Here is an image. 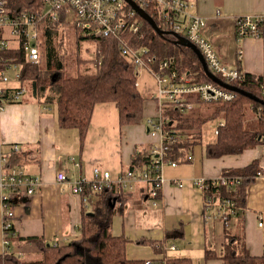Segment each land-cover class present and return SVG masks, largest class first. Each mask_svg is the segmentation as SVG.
Instances as JSON below:
<instances>
[{
	"label": "crops",
	"instance_id": "0c3cea01",
	"mask_svg": "<svg viewBox=\"0 0 264 264\" xmlns=\"http://www.w3.org/2000/svg\"><path fill=\"white\" fill-rule=\"evenodd\" d=\"M190 2L193 12L206 19L204 33L225 65L239 67L243 73L264 75V22L262 36L242 39L237 37L235 24V18L240 16L264 18V0ZM11 71L14 69L8 71L9 82L3 85L5 88L18 85L16 72L11 76ZM149 79L154 82L153 78ZM152 88L154 85L150 87L146 83H139L138 87L141 93L148 92L142 93L145 97L152 95ZM156 109L155 98L146 99L143 121L121 127L114 103L97 104L82 142L77 129L58 127L56 107L35 101L28 95L17 103L6 104L0 112V178L7 172L2 161L4 155L17 146L19 151L16 152L21 156L14 168L21 167L27 174L41 178L42 186L31 196L12 195L9 189L0 186V255L8 252L21 259L38 260L41 257L38 246L25 239L39 237L59 245L80 240L82 215L94 210L99 196H89L86 206L72 191V183L81 178L90 182L94 168L109 171L113 178L129 170L134 156L150 149L152 139L147 120ZM202 141L203 136L199 144ZM197 145L189 151L186 160L175 161L176 167L165 168V184L157 206L151 203L147 184L139 183L129 190L116 188L125 206L112 219V234L128 240L126 254L130 260L166 264L169 260L185 258L191 264H224L219 258L220 251L228 238L235 235H243L251 256H262L264 174L248 185L246 200L243 204L237 203L238 208L233 203V209L222 208L221 202L205 205L206 196L193 180L218 179L226 170L244 168L254 160L264 169V145L240 155L213 159L207 157L206 146L202 156L195 157L193 151ZM144 167L139 165L134 169ZM59 172H64L69 181L59 184ZM4 195L14 196L15 236L9 244L4 243ZM142 240L155 244H144ZM207 251L217 256L206 260Z\"/></svg>",
	"mask_w": 264,
	"mask_h": 264
},
{
	"label": "trees",
	"instance_id": "16d2710c",
	"mask_svg": "<svg viewBox=\"0 0 264 264\" xmlns=\"http://www.w3.org/2000/svg\"><path fill=\"white\" fill-rule=\"evenodd\" d=\"M7 12L14 15L19 11H38L43 8L44 0H5ZM129 8V6H128ZM146 12L154 18L157 25L165 30L162 22L149 8ZM144 37L127 36L132 47H148L159 59H173L174 66L194 77L197 82L212 81L205 73L194 51L175 43L172 34L159 35L149 23L139 15ZM62 27V29L59 28ZM39 32L38 47L40 61L33 64L28 61L27 53L22 50H1L0 69L8 72V67L17 69V86L1 87L0 104L17 103L28 95L40 103L56 107V120L62 129L75 128L83 142L89 129L94 109L97 104L112 102L119 111L120 126L136 125L143 121L146 97L139 91L136 83L139 70L133 63L121 55L118 42L112 37H85L74 25L67 22L65 15L59 20H44L37 26ZM61 37L62 41L57 39ZM86 41L94 44V54L88 58ZM59 44V46H58ZM63 47H61V46ZM85 52V55L83 54ZM238 70L241 69L238 67ZM241 81L230 82L232 85L253 94L264 101V75L244 73ZM221 79H223L220 75ZM25 89L20 100L15 99L17 90ZM28 93V94H27ZM199 104L197 108L181 112L179 109L167 111L172 127L179 131L177 141L170 149V160L183 161L194 145L202 139V127L209 121L222 118L225 126L219 130L215 140L206 145L208 158H220L226 155H240L244 151L264 145V105L261 102L238 94L233 102ZM204 108V109H203ZM143 152V151H142ZM134 156L130 169L139 165L146 167L151 163L150 149ZM18 152L12 150L4 155V169L10 170L19 162ZM126 172V171H125ZM264 169L259 161L254 160L241 169L226 170L222 177L239 178L235 186H210L204 192L206 200L214 203L231 201L238 208L246 200L248 185ZM86 196L94 195L92 185L85 186ZM99 201L91 212L82 215V238L67 244L48 243L43 238H27L35 243L41 257L38 260L21 259L12 253L0 255V264H147L144 260H130L126 254L128 240L112 234V219L123 211L125 203L116 189H104L97 194ZM13 207V200L10 208ZM144 244H155L142 240ZM213 251L206 252V260L216 257ZM219 258L224 264H264V252L260 257L249 254L243 235L230 236L223 245ZM166 264H191L189 259H173Z\"/></svg>",
	"mask_w": 264,
	"mask_h": 264
},
{
	"label": "built area",
	"instance_id": "2783aa9c",
	"mask_svg": "<svg viewBox=\"0 0 264 264\" xmlns=\"http://www.w3.org/2000/svg\"><path fill=\"white\" fill-rule=\"evenodd\" d=\"M137 5L146 11L151 9L155 16L168 28L169 32H176L194 44L205 58L209 69L224 82L241 81L245 75L237 68L225 65L215 46L205 35L207 21L204 17L193 12L190 0H134ZM129 6V8H128ZM73 14L74 26L85 37H112L117 40L121 55L130 63L137 66L139 72L146 69L155 82V101L157 109L154 115L147 120L148 132L152 139L150 146L151 163L144 168L129 169L113 178L109 171L94 168L93 179L89 182L85 178L72 183V191L81 197L82 203L87 206L88 196L84 194L85 186L92 185L94 195L97 196L104 189L119 188L129 190L134 185L142 183L150 186L149 198L153 206L158 205L165 184V168L176 167L177 163L170 160V149L179 136L171 121L166 115L170 109H179L183 113L191 111L199 104H215L220 102H233L238 93L228 90L214 81L197 82L188 73L178 70L173 59H159L155 53L145 46L132 47L127 36L140 35L144 37L142 24L137 17L138 13L125 0H44L43 8L38 11H19L13 16L7 12V3L0 0V51L19 50L27 53L28 61L37 64L40 61L38 47L39 32L37 26L44 20L57 21L62 15L69 17ZM262 16H240L235 18L238 39L247 36L260 37L263 33ZM11 70V66L8 67ZM16 70L17 67L14 66ZM8 72L0 69L1 87L9 82ZM16 73V77H18ZM219 77V76H218ZM220 78V77H219ZM221 79V78H220ZM232 85V84H231ZM136 86L139 87V81ZM25 89L17 90L15 99L20 100ZM0 104V112L4 109ZM225 126L220 120L214 130V135ZM14 151H19L17 146ZM3 165L6 158L2 159ZM58 183L68 182L64 172L57 175ZM239 178L220 177L208 180L198 178L193 184L206 192L210 186L234 185ZM0 186L7 188L13 194L31 196L42 186V180L27 174L21 167L11 168L4 172L0 178ZM3 196V233L4 243L15 236L12 219L13 207L10 202L14 196ZM212 202L205 201L209 206ZM233 209V202L222 203V208ZM147 264H153L147 261Z\"/></svg>",
	"mask_w": 264,
	"mask_h": 264
},
{
	"label": "water",
	"instance_id": "95a60500",
	"mask_svg": "<svg viewBox=\"0 0 264 264\" xmlns=\"http://www.w3.org/2000/svg\"><path fill=\"white\" fill-rule=\"evenodd\" d=\"M137 13L138 15L144 19L147 23H149L151 25V27L161 36L163 35H166V34H172L173 36L176 37V40H175V43L176 44H179V45H182V46H185L187 48H190L192 51H194L196 53V55L198 56L201 64H202V67H203V70H204V73L212 80L214 81L215 83L219 84L220 86L228 89V90H231V91H234V92H237L238 94H241V95H245L247 97H249L250 99L252 100H255L257 102H261L263 105H264V101H261L258 97L254 96L253 94L251 93H248L244 90H242L241 88L239 87H236L234 85H231L229 83H226L224 82L222 79H220L218 76H216L208 67L206 61H205V58L204 56L202 55V53L199 51V49L194 45L192 44L189 40H187L185 37L181 36L180 34L176 33V32H168V31H165L163 29H161L158 25H157V22L154 20V18L152 16H150L144 9L140 8L137 3L134 1V0H125Z\"/></svg>",
	"mask_w": 264,
	"mask_h": 264
},
{
	"label": "rangeland",
	"instance_id": "374dc122",
	"mask_svg": "<svg viewBox=\"0 0 264 264\" xmlns=\"http://www.w3.org/2000/svg\"><path fill=\"white\" fill-rule=\"evenodd\" d=\"M69 17H66V20H67V22L68 23H70L71 25H74V22H73V14H70V15H68ZM59 28L60 29H62V27L61 26H59ZM65 41H66V39H64ZM57 41L58 42H60V41H62V43L63 44H65V41H63L62 39H61V37H59L58 39H57ZM85 45H86V47L90 50V52L88 53V52H86V55H87V57L88 58H92V56H93V54H94V44L92 43V42H88V41H86V43H85ZM58 46H59V44H58ZM61 46V45H60ZM64 46V45H63ZM63 46H61V47H63ZM83 54L85 55V52H83ZM13 73H14V71L12 72L11 71V76H13ZM9 75H10V72H9ZM150 76V74L147 72V70L146 69H142L140 72H139V78H138V81H139V83H146L147 84V86H150V87H153V85H154V88H155V84H154V82H152V80H150L149 78L151 77H149ZM153 78V77H152ZM154 88H152L153 89V91H152V93H150V94H152L153 95V97H154V95H155V90H154ZM151 89V88H150ZM142 93L143 94H147L148 92H145V91H142ZM152 95H148V96H146V98L148 99V98H153L152 97ZM204 107H206L204 110H207V111H209V110H211L212 109V105L211 104H207V105H205ZM218 123H219V120H213V121H209L207 124H205V125H203V127H202V134H203V141H202V143L201 144H199V145H197L195 148H194V156L196 157V156H202V154H203V149H204V147L207 145V143L209 142H211V141H213L214 140V138H213V135H212V132H213V130L216 128V126L218 125ZM249 189V188H248ZM248 189H247V193H248Z\"/></svg>",
	"mask_w": 264,
	"mask_h": 264
}]
</instances>
